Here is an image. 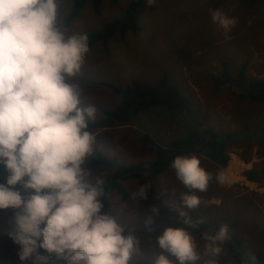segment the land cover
Masks as SVG:
<instances>
[{"label":"clouds","instance_id":"1","mask_svg":"<svg viewBox=\"0 0 264 264\" xmlns=\"http://www.w3.org/2000/svg\"><path fill=\"white\" fill-rule=\"evenodd\" d=\"M59 13L60 0H0V212H12L6 235L20 264H130L142 255L141 241L104 211L101 182L84 167L97 110L81 106L73 78L89 52L88 37L62 27ZM211 20L225 32L236 23L219 10ZM170 167L187 189L176 209L187 227H165L155 237L152 264H201L202 257V264H218L230 239L227 225L202 233L201 253L188 228L204 220L184 210L200 206L196 193L212 176L194 155L175 156ZM144 224L151 231L150 217ZM242 264H258L257 257L249 254Z\"/></svg>","mask_w":264,"mask_h":264},{"label":"rangeland","instance_id":"2","mask_svg":"<svg viewBox=\"0 0 264 264\" xmlns=\"http://www.w3.org/2000/svg\"><path fill=\"white\" fill-rule=\"evenodd\" d=\"M129 1L103 0L98 14L86 3L81 13L66 25L72 1L61 0L59 22L69 32L86 34L118 17ZM215 10L235 19L230 31L225 32L212 22L211 12ZM221 61L229 62L233 73L242 63H247L250 75L264 78V0L250 7L238 0H156L141 12L139 32L115 34L109 40L107 52L100 44L92 46L73 79L82 89L81 106H95L94 120L104 117V112L120 101L107 83L120 86L133 79L153 83L167 72L171 82L190 99L195 119L205 126L222 131L238 130L250 112L254 115L252 123L262 122L264 102L242 101L228 84L218 89L214 87L212 76L220 73ZM158 116L155 110L146 111L137 121L94 133L92 152L84 162L89 179L105 182L111 171L110 167H86L96 150L103 151L117 163H136L154 157L141 140L145 133L158 143L169 142L181 134L179 123L162 122ZM241 154L248 155L249 162L241 160ZM229 155L224 170L207 158L197 156L212 179L206 191L196 193L201 199L200 206L184 210L191 217L197 214L206 221L235 222L234 233L246 249L261 250L264 247L261 233L264 228V148L257 145L248 149L245 142H241L229 149ZM233 158L236 163L231 162ZM250 169L256 171L255 181L245 176ZM153 183L155 190L151 196L137 180H120L131 198L129 203L120 199L115 188L109 195L108 213L117 216L126 230L141 241L142 255H134L130 263L152 264L158 252L155 237L160 232L156 231L170 226L173 217L180 219L176 211L180 206L179 195L187 189L176 180L173 169L170 167L156 176ZM149 217L151 231L144 224ZM11 220V211L0 212V264H20L18 248L6 235ZM193 238L202 253L204 241L199 236ZM204 259L207 257H202V261ZM216 259L218 264L234 262L225 244ZM52 264L57 262L52 260Z\"/></svg>","mask_w":264,"mask_h":264},{"label":"trees","instance_id":"3","mask_svg":"<svg viewBox=\"0 0 264 264\" xmlns=\"http://www.w3.org/2000/svg\"><path fill=\"white\" fill-rule=\"evenodd\" d=\"M61 1V0H60ZM71 8L65 20V24L73 21L82 11L86 3H89L93 12L98 14L103 0H71ZM113 3L119 0H111ZM156 0H154L155 2ZM224 0H219V2ZM246 6H252L259 0H238ZM152 5V4H151ZM147 7L146 0H131L127 3L122 13L103 24L99 29L86 33L89 49L95 44H100L107 52L109 40L115 34L124 35L128 32L140 31V16ZM221 71L213 75L214 87L218 89L224 84L232 86L235 95L242 101L264 102V78L252 76L248 72V64L242 63L235 73L227 61H221ZM111 89L120 97V101L110 110L104 112V117L91 120L88 131L93 135L99 130L114 128L119 125L137 121V118L146 111L155 110L158 119L179 123L182 127L181 134L166 143L156 142L148 133L141 136V140L147 145V149L153 153L151 160L136 163H117L101 150H96L94 155L86 163L88 169L110 167L111 171L105 182L101 183L104 192V211H109V195L112 189H116L120 199L129 203L131 198L128 192L120 185V180L135 179L140 185L145 186L149 195L154 194V178L170 168V161L178 155L203 156L210 162L217 164L221 170L227 166L230 155L229 149L236 143L245 142L247 148L261 146L264 148V120L252 123L254 115H248L246 122L238 130L222 131L205 126L194 117L193 106L190 99L182 92L180 87L171 82L167 72L163 73L155 82L148 83L133 79L129 84L112 85ZM240 159L249 162L248 155L241 154ZM255 169L247 170L245 176L256 180ZM3 182V176L0 177ZM193 220L203 219L200 215H194ZM204 220V219H203ZM220 225H227L229 229L228 239L224 244L228 248L229 257L233 263L242 264L249 254L257 257L258 264H264V247L261 250L248 251L242 241L234 233L237 224L229 220L206 221L196 227L188 228L193 236H202V233H212L219 229ZM170 226L187 227L180 219L173 217ZM168 226V227H170ZM163 230V229H162ZM161 230V231H162ZM156 231V232H161ZM264 236V228L261 230ZM11 241V240H10ZM130 264H151L149 262H135Z\"/></svg>","mask_w":264,"mask_h":264},{"label":"bare ground","instance_id":"4","mask_svg":"<svg viewBox=\"0 0 264 264\" xmlns=\"http://www.w3.org/2000/svg\"><path fill=\"white\" fill-rule=\"evenodd\" d=\"M231 162H235V163H236V159H235V158H233V159L231 160Z\"/></svg>","mask_w":264,"mask_h":264}]
</instances>
